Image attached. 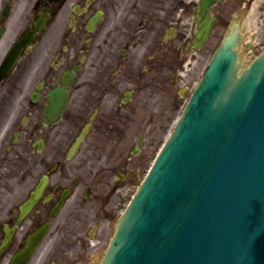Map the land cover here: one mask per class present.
<instances>
[{"label": "flooded vegetation", "instance_id": "af4514ba", "mask_svg": "<svg viewBox=\"0 0 264 264\" xmlns=\"http://www.w3.org/2000/svg\"><path fill=\"white\" fill-rule=\"evenodd\" d=\"M200 3L0 0V264H73L78 242H101L202 62ZM254 4L264 18V0H217L209 14L227 23Z\"/></svg>", "mask_w": 264, "mask_h": 264}, {"label": "water", "instance_id": "95a60500", "mask_svg": "<svg viewBox=\"0 0 264 264\" xmlns=\"http://www.w3.org/2000/svg\"><path fill=\"white\" fill-rule=\"evenodd\" d=\"M238 31L214 53L103 264H264V52L239 73Z\"/></svg>", "mask_w": 264, "mask_h": 264}, {"label": "rangeland", "instance_id": "374dc122", "mask_svg": "<svg viewBox=\"0 0 264 264\" xmlns=\"http://www.w3.org/2000/svg\"><path fill=\"white\" fill-rule=\"evenodd\" d=\"M240 8L237 7L236 9H233L232 14H230V17H234L235 15H240V20H241V28H242V35H243V41L241 44V57L244 59L245 65L249 61H251L256 55H258L261 51L264 50V18H260L258 11L257 10H249L246 11L242 14L239 10ZM238 10V11H237ZM240 12V13H239ZM229 25V24H228ZM227 23L221 22L217 24L216 31L213 34V36L210 38L208 45L206 48L202 50L201 57H202V62L196 64L195 69L188 70V73L184 79L181 80V85H184L185 81L188 80V87L191 89L195 82L199 79L200 74L203 70V67L207 60L210 58L214 48L216 45L219 43L221 39V33L225 32L227 28L229 27ZM252 43L249 47L247 46L248 43ZM213 48V50H211ZM210 50V51H209ZM170 77V79H172ZM174 91V89H171ZM167 91V90H166ZM169 92V91H168ZM187 95L184 97H178L176 101V108L174 112L172 113V116L170 119H166V131L165 133H162L160 136H158L154 142V145L150 148V150L147 151L148 156L147 159L142 167L134 168L137 170V172H140L138 180L136 183L138 184L140 182V179L144 176L145 172L148 169V166L150 165L152 158L154 154L157 152L159 147L161 146L162 142L164 139L168 136L170 130L172 129L177 117L180 115L182 107L187 99ZM135 183V184H136ZM137 184L132 188V191L125 200H118L119 208L117 210V215L115 212L114 217H112L113 225L110 228H106L107 226H103V224H106V220L101 221L100 227L97 228L95 231L94 240L102 238L100 243H98L96 246L92 247L91 245H88L86 247L80 246V243L78 242L76 244V248L74 249L75 251V256H79V259L72 258L75 261H73V264H98L104 254V251L108 245V242L110 238L112 237L114 233V224L115 220L120 216L126 205L128 204V201L131 197V195L134 193ZM126 191V188H125ZM116 201V200H115ZM114 201V202H115ZM120 201V203H119ZM113 204V203H112Z\"/></svg>", "mask_w": 264, "mask_h": 264}]
</instances>
